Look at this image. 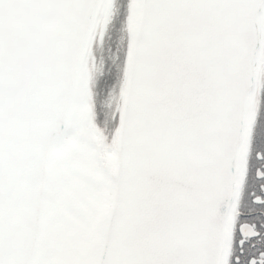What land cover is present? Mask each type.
Wrapping results in <instances>:
<instances>
[{
  "label": "snow or ice",
  "instance_id": "snow-or-ice-1",
  "mask_svg": "<svg viewBox=\"0 0 264 264\" xmlns=\"http://www.w3.org/2000/svg\"><path fill=\"white\" fill-rule=\"evenodd\" d=\"M0 264H264V0H0Z\"/></svg>",
  "mask_w": 264,
  "mask_h": 264
}]
</instances>
